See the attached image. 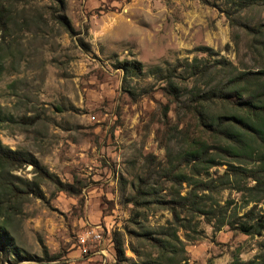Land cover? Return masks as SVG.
Wrapping results in <instances>:
<instances>
[{"label": "rangeland", "instance_id": "rangeland-1", "mask_svg": "<svg viewBox=\"0 0 264 264\" xmlns=\"http://www.w3.org/2000/svg\"><path fill=\"white\" fill-rule=\"evenodd\" d=\"M62 1L11 4L0 28V264H264V228L215 232L202 214L178 209L175 221L158 204L196 190L201 211H252L264 227V198L225 182L237 162L211 131L233 112L192 95L264 69V36L250 32L264 0ZM194 59L205 76L190 75ZM132 61L142 74L126 84ZM237 95L226 94L248 101Z\"/></svg>", "mask_w": 264, "mask_h": 264}, {"label": "trees", "instance_id": "trees-1", "mask_svg": "<svg viewBox=\"0 0 264 264\" xmlns=\"http://www.w3.org/2000/svg\"><path fill=\"white\" fill-rule=\"evenodd\" d=\"M25 0H0V28L6 30L7 18L11 15L8 10V6L16 2H22ZM61 2H63L61 0ZM59 23L65 26L67 30H70V26L66 23L65 18H61ZM255 35L264 36V24L259 26L257 30H250ZM198 59H194L192 63H187V66L191 68V76L202 77L208 73V67H199L197 63ZM124 83L127 84L129 77L140 76L142 74V65L137 61L126 62L124 67ZM211 89L204 92L202 88L196 90L197 92L192 93L196 98L195 103L206 104L219 102L225 106H229L232 114L219 115L214 119V131L221 136L228 144L225 147H219L220 152L230 154L231 158H235V164H229L228 171L224 175L225 182H230L231 178L238 183V189L241 191L254 192L259 197L264 198V69L260 71H248L243 72L240 75L230 78L224 84H218ZM235 91L238 93L237 96H247L248 101H232L226 96L228 92ZM132 99H136L137 95L129 91L128 92ZM167 93L172 96L175 102H179L182 96L181 90L172 81H170V88ZM256 139L259 141L257 142ZM250 140L252 142H250ZM255 143L253 145L252 143ZM204 152L201 154L203 156ZM201 159V158H200ZM215 159L212 158L206 163V167L215 166ZM235 162V161H234ZM242 162L246 163L243 164ZM199 161H195L192 170L199 172ZM253 164L251 168L249 165ZM184 182L190 181L187 175H180ZM243 180H252L255 182L253 187H245L240 185ZM199 190L207 191L211 188V184L197 182ZM180 198L181 202L169 203L167 201H160L158 204L167 209H173L174 220H179V215L175 210L182 209L188 210L191 213L202 214L208 223L213 224L215 232L220 231L224 226H229L234 230H238L245 235L256 234V230L264 228L263 225L251 224L249 221L253 218V212L249 211L244 217L248 218L247 221H240L236 213L227 214L224 212L225 209H221L217 214L211 212H204L200 209L202 197L192 190L185 197ZM136 206L138 201L134 203ZM172 205L174 207H172ZM203 212V213H202ZM212 216H218L216 221H212ZM187 228L191 229V222L188 221ZM231 264H252L245 263L236 258Z\"/></svg>", "mask_w": 264, "mask_h": 264}, {"label": "built area", "instance_id": "built-area-1", "mask_svg": "<svg viewBox=\"0 0 264 264\" xmlns=\"http://www.w3.org/2000/svg\"><path fill=\"white\" fill-rule=\"evenodd\" d=\"M98 238L99 236L94 232H91L90 234L88 233L87 237L81 238L80 242L83 246V251L85 254H88V248L92 245L91 243H94Z\"/></svg>", "mask_w": 264, "mask_h": 264}]
</instances>
